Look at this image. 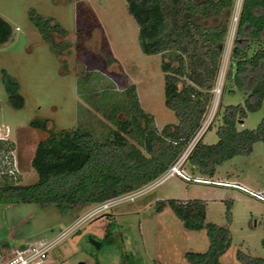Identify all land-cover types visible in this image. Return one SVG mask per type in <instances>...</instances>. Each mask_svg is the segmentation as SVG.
<instances>
[{
	"label": "rangeland",
	"instance_id": "1",
	"mask_svg": "<svg viewBox=\"0 0 264 264\" xmlns=\"http://www.w3.org/2000/svg\"><path fill=\"white\" fill-rule=\"evenodd\" d=\"M242 1L236 2L218 84L203 122L209 126L220 103L239 104L246 97L240 91L223 94L222 88ZM34 12L58 26L56 44L43 38L31 18ZM0 15L13 28L10 40L0 45V158L14 146L22 172L18 183L37 180L31 160L39 142L49 135L30 126L34 119H48L56 131L80 127L104 139L116 128L109 119L116 108L122 109L119 119L130 116L128 89L134 86L140 105L154 117V127L162 130L177 122L165 103L161 68L165 56L142 51L139 25L126 0H0ZM4 70L19 82L25 99L20 109L9 101L2 81ZM263 116L264 109L249 113L240 129L256 128ZM218 139L217 125L203 134L207 144ZM181 168L196 177L259 191L264 189V141L256 142L251 154L224 162L214 177L193 173L187 164ZM135 192L133 200L125 199L91 216L96 205L66 213L55 204L0 200L1 248L54 241L46 264H192L185 253L207 250L206 230L186 229L171 207L157 212L156 203L198 198L207 203V220L220 225L227 224V206L232 202V243L221 256L223 264H242L237 258L239 250L264 258V202L248 192L187 181L178 175Z\"/></svg>",
	"mask_w": 264,
	"mask_h": 264
},
{
	"label": "trees",
	"instance_id": "2",
	"mask_svg": "<svg viewBox=\"0 0 264 264\" xmlns=\"http://www.w3.org/2000/svg\"><path fill=\"white\" fill-rule=\"evenodd\" d=\"M126 1L139 25L142 51L165 56L161 65L165 103L177 122L162 130L154 127V117L140 105L134 86L128 89L130 116L119 119L122 109L116 108L109 116L116 128L104 139L80 127L56 131L48 119H34L31 127L49 132L31 160L38 178L33 183L4 182L0 200L55 204L67 213L138 191L177 162L202 126L218 84L237 0ZM31 18L43 38L56 44L54 33L60 30L53 20L36 12ZM12 35L11 24L0 15V45ZM2 81L12 106L22 108L25 99L18 80L4 70ZM222 88L223 94L240 91L246 97L239 104L220 103L208 128L217 125L218 141L207 144L202 136L184 162L191 172L207 177H214L233 157L251 154L254 144L264 141V116L256 128L239 127L249 113L264 109V0L242 1ZM228 203L225 225L208 221L207 203L198 198L158 200L156 210L169 206L186 229L206 230L209 246L201 252L187 251L190 263L223 264L221 256L232 243V202ZM237 258L242 264H264L263 257L241 250Z\"/></svg>",
	"mask_w": 264,
	"mask_h": 264
},
{
	"label": "built area",
	"instance_id": "3",
	"mask_svg": "<svg viewBox=\"0 0 264 264\" xmlns=\"http://www.w3.org/2000/svg\"><path fill=\"white\" fill-rule=\"evenodd\" d=\"M216 88V87H215ZM215 91V89H214ZM209 128V123H203L195 137L192 139L186 150L183 152L181 157L177 160V162L172 165L169 170L164 173L160 178L151 184L147 185V189L150 187L162 183L167 178L173 175H178L187 181L192 182H202V183H216L226 186H232L243 191L248 192L251 196L257 198L260 201L264 202V189L259 191L250 190L240 184L237 183H228L222 181H215L211 179H205L196 177L186 173L181 166L184 164L188 155L199 141V139L203 136L204 132ZM21 165L17 154L14 150V146L10 147L8 151L4 154V157L0 158V185L4 182H12L18 183L22 172L20 170ZM145 190L142 189V192ZM137 196L136 192H132L117 198H113L107 200L103 203L96 205L95 208L91 210L89 215L98 214L104 210L109 209L114 204L123 201L125 199L133 200ZM56 242L52 241L49 243H44L40 246H30V247H15L7 250H0V264H46L45 262L48 260L50 256V251L55 247Z\"/></svg>",
	"mask_w": 264,
	"mask_h": 264
},
{
	"label": "bare ground",
	"instance_id": "4",
	"mask_svg": "<svg viewBox=\"0 0 264 264\" xmlns=\"http://www.w3.org/2000/svg\"><path fill=\"white\" fill-rule=\"evenodd\" d=\"M221 80V79H220ZM222 81V80H221ZM221 85V84H220ZM218 93H220V88L217 90V95H218Z\"/></svg>",
	"mask_w": 264,
	"mask_h": 264
}]
</instances>
